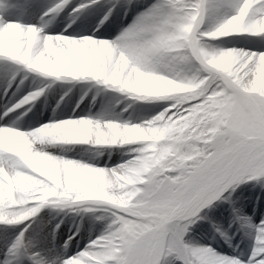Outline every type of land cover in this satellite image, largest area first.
Instances as JSON below:
<instances>
[{"label": "snow or ice", "instance_id": "snow-or-ice-1", "mask_svg": "<svg viewBox=\"0 0 264 264\" xmlns=\"http://www.w3.org/2000/svg\"><path fill=\"white\" fill-rule=\"evenodd\" d=\"M246 2L247 0H181L178 3L177 0H154V3L137 16L129 28L125 29L114 42L109 43L87 37L44 35V29L50 23L44 21V17L51 15L54 18V15L71 4V0H58L54 6L44 12L39 26L8 19V17L30 15L34 8V0H0V32H7L10 26H17L21 30L16 40L19 55L15 57L0 55V60L23 66L30 72L55 80L65 78L75 81L92 80L122 93L125 89L113 80L114 69L115 74H119L118 66L121 58L126 76L136 72L146 75L163 72L165 74L161 75L175 77V73L171 70L174 58L168 57L163 63H158L155 47L158 38L169 31L168 26L171 22L178 18L186 21L194 13H199L201 23L196 35L201 38L203 44H209L201 34L213 32L238 16ZM91 3L99 4L100 0H91ZM87 7L88 5H80L74 8L73 12H80ZM111 12L112 9H109L104 15L101 25L108 20ZM178 14L182 15L178 16ZM262 21H264V0H253L247 10L245 29L234 34L264 36V30L252 27ZM102 45H107L111 49L110 55L103 59L99 53ZM215 48L222 49L216 46ZM235 51L242 54L245 59L251 60L247 75L239 85L233 84L226 78L213 77L189 57L193 70L199 74V79L207 81L205 88L202 89L204 94L172 111L184 115L185 110H191L194 105L207 102L209 97H218V103L222 105V114L219 120L202 126L204 131L213 129L214 134L205 137L208 143L197 146L200 155L187 166L167 173L172 179L164 181L159 198L169 202L175 209V219L163 224L159 230L142 239L131 240L130 238L114 239L120 230V225L114 223L115 216H110L102 236L83 253L67 260L64 264H96L95 260L89 259L90 257L100 260L102 264H264V220H261L259 225H254L249 218L236 215L241 226L254 234L252 252L247 260L239 257L218 259L219 254L214 253L212 249L192 246L184 240L190 226L199 219V213L221 199L229 189L234 190L235 186L248 179L264 181V96L249 94L245 90L251 85L253 71L257 61L264 57V52ZM43 92L44 89H41L25 96L4 115L11 119L10 112L14 113L17 109L29 105L43 95ZM26 114L27 112L24 113ZM171 114L170 112L169 115ZM85 126L100 129L105 126L131 125L121 124L112 119L77 118L54 122L31 133L19 131L15 125L3 126L0 129H11L30 136L52 132L59 137L68 133L67 137L53 139L51 143L101 145L94 140L74 135L78 129ZM34 150L59 162L61 187L56 188L55 196L42 199L37 192L23 205L4 208L0 213V225H19L35 216L43 206L49 203L58 204L67 199L59 195L64 188L62 169L71 170L87 166L54 157L44 151L41 144H36ZM0 162L9 171L26 172L48 188L53 187L51 181L39 173H33L19 164L9 168L7 158ZM163 179L162 177L161 180ZM117 215L123 214L117 213ZM126 218L135 219L132 216ZM27 231V228L20 231L9 246L5 258L0 260V264H49L48 259L42 258L41 253L31 247L32 242L25 236ZM220 235L224 236V233ZM110 241L112 243H109ZM52 264L55 262L53 261Z\"/></svg>", "mask_w": 264, "mask_h": 264}, {"label": "bare ground", "instance_id": "bare-ground-1", "mask_svg": "<svg viewBox=\"0 0 264 264\" xmlns=\"http://www.w3.org/2000/svg\"><path fill=\"white\" fill-rule=\"evenodd\" d=\"M76 1V0H75ZM129 0H100L99 4H92L91 0H77V7L80 5H88L87 8L81 9L80 12H73L69 9V6L66 7L59 14L53 16L44 17V21H50L48 26L44 29V35H63L70 38H92L97 41H105L112 43L119 37L125 29L129 28L133 24L134 20L138 15L143 13L146 8L150 6V3L145 6L144 9L137 10L133 7V4L126 3ZM58 1L55 0H34L35 11L28 16H14L8 17V19H14L22 22L23 24H31L39 26L41 23V17L44 12L54 6ZM177 2H181L177 0ZM71 3H74V0H71ZM154 3V2H153ZM106 7V8H105ZM249 8V0H247L244 8L247 10ZM109 9H112L111 15L108 20L104 21L101 25L95 21L97 18H100L104 12H108ZM242 11V16L238 17L239 23L235 25L237 21L236 17L222 25L220 28L216 29L210 33H202L201 36L213 37L219 34L220 30L231 28L233 30L237 27L245 29L246 21V12ZM244 11V12H243ZM182 15V14H178ZM193 16V15H192ZM245 17V18H243ZM104 18V17H103ZM193 17H190L186 21L178 18L173 20L168 26L169 31L162 34L158 38L156 44V58L161 56H173L175 59L177 56L184 58L182 53H177L176 51L180 50V47L183 45L182 37L188 29L191 28V21ZM243 23V24H242ZM262 27H264V21L259 22ZM177 25H179L177 27ZM72 31V32H70ZM109 32V33H108ZM226 32V31H222ZM21 33V30L17 26H10L7 32H0V55L8 56H18L19 51L16 45L17 36ZM198 37V36H197ZM201 39L200 37H198ZM30 39V37H29ZM99 53L101 59L105 56H109L111 49L107 45H102L99 48ZM206 57L210 62H216L215 60L222 54V51L216 48H210L205 51ZM220 53V54H219ZM219 54V55H218ZM177 60H179L177 58ZM4 62V67L6 71H0L4 75L9 73L12 79L8 81L17 80L16 85L9 89V92L0 94V102L3 104L0 105V127L3 126H12L15 125L16 129L25 133H31L32 131L39 129L40 125H34V122L31 120H37V112H46L43 117H49L52 121L58 122L67 119H77V118H91V119H103L108 120L112 119L121 124H129L131 126H105L100 129H95L92 127L85 126L89 128L91 132V140L96 141L101 145L87 144L85 146L75 145V149H71L70 146H61L64 144L61 143H48L47 146L42 145L44 151L48 154L53 155L54 157L63 158L78 163L85 164L87 166L96 167L94 169H89L87 166H81L78 169H62L63 171V181L64 188L63 192L59 195H64L70 197L72 194L81 198H100L105 200L107 197L111 200H114L115 203L120 204L121 201L126 200L130 195L133 194V188H138L146 184L145 188H150L152 182L155 179L154 169H152V164L156 163L155 158H151L148 163L141 162L139 159L140 156L134 155L132 157L127 156L121 163H115V165H109L104 167H99L95 165L96 159L95 156L101 154L103 156L107 151L113 149L114 146H129L131 144L141 145L145 140L147 142L152 141L154 135L163 136L167 133L168 130L173 131H184L188 129L192 122H197V116L192 112L194 106L191 110H185L186 114L178 115L176 112L172 111L175 108H178L180 105L185 103L190 96H196L200 93L201 89H198L199 85L203 82L199 81L191 87H186L180 82L173 83V79H166L163 72L159 74H143L140 72L130 73L127 76L125 73V66L123 58L118 66L119 74L114 75L113 80L120 87L125 89L124 92H118L113 88L106 87L103 84H98L92 80H71V79H61L55 80L52 79V83L44 89L43 95L40 99H36L26 108L21 115L18 112H10L9 119L8 116H5L4 113L10 108H13L16 103H18L22 98L27 95H23L17 98L18 94L23 91L25 84L38 81L39 79H44L49 77L42 76L35 72H30L26 68L20 65H15L9 61L0 60ZM184 63L187 61L184 59ZM257 62L260 65L264 63V57H261ZM10 65L14 66V70H10ZM8 67V68H7ZM26 72V74H25ZM150 79L147 82V78ZM32 79H37L36 81H31ZM145 80L143 84L139 86L134 83L139 82V80ZM162 80L168 81L169 85L167 89H163L164 83ZM39 83V84H38ZM39 90L43 89L42 82H38ZM81 83V88H77L76 84ZM68 85V98L66 97L60 105L57 104L56 97L60 96L63 91V87ZM78 89V90H77ZM83 89V90H82ZM158 91H155L157 90ZM162 89V90H161ZM80 91L83 93L85 99L81 100L82 96H79ZM181 92V93H180ZM180 93V99L177 100L174 98V94ZM91 95V96H89ZM89 97V98H88ZM9 99V101H8ZM12 101V102H11ZM167 102V106L164 107L157 114L152 117L146 118L142 116V113L138 108L145 102ZM13 103V104H12ZM95 107V110H94ZM28 109H31L30 111ZM30 112L26 117H24L25 112ZM195 111V110H193ZM172 113L169 115V113ZM158 115V116H157ZM157 116V117H156ZM156 117V118H155ZM155 118V119H154ZM42 119V118H41ZM45 123L44 126L49 125ZM105 128L108 130L106 131ZM22 132L14 131L11 129H0V161H3L4 158H7L9 168H12L14 165L19 164L21 167L30 170L33 173L42 174L46 179L51 181L53 187L49 189H42L44 192L41 193V198L44 199L46 194L52 193L57 195L56 188L61 187V174H60V165L58 161H55L51 157H47L42 152L35 151V145L39 144V137L41 139L42 135H28ZM77 131L74 133L76 135ZM52 140L53 139H63L69 134L64 133L63 136H57L55 133H49ZM110 135L111 141L107 138V135ZM141 135L140 139H134L133 135ZM77 136V135H76ZM133 139V140H130ZM100 139L105 140V142L100 141ZM108 140V141H107ZM17 141L23 143L20 147L23 151L14 150L10 142ZM143 146V144L141 145ZM24 149L27 152H24ZM74 150V151H71ZM132 150V149H131ZM29 151V153H28ZM67 151H71L69 155L65 154ZM107 156V155H105ZM130 177V178H129ZM129 178V179H127ZM33 176L28 175L26 172L13 170L9 171L8 168L0 162V213L3 206L9 207L13 204L12 197L17 195V189L25 191H33ZM259 184L264 185V181L258 180ZM141 190L145 191L142 187ZM238 193V192H237ZM33 194V193H32ZM28 194V201L31 197ZM233 203V202H232ZM235 211V210H233ZM262 212V206H259L257 209V214ZM239 215L241 212H237ZM237 215V214H236ZM243 215V214H242ZM241 215V216H242ZM61 225V232L65 231L66 237L64 240V247H58L59 250L72 252L76 248L83 246V249L79 252H74L71 257L67 260L77 257L79 254L83 253L94 241L102 236L106 230L105 223L102 222L99 235L92 237L90 228L86 221L87 217H83L81 214L76 213L73 216H67L65 214H55L54 215ZM243 217H245L243 215ZM84 221H83V219ZM237 220V219H236ZM161 225L165 223H170V220L162 219L159 221ZM251 222L254 225H259L260 222L255 223L253 220ZM131 227L135 226L134 222H129ZM235 223H239L236 221ZM91 224V222H90ZM241 225V224H240ZM73 230L75 233L73 239L71 235L67 232ZM245 232L241 235H236L232 237L230 242L227 244L220 242L221 240L215 235L210 241L207 238V242H210L212 245H204L199 239L195 238L193 235H187L186 241L188 244L204 249H212L214 253L219 254L218 259H227L231 257H239L243 260H247L250 256L253 248V232L244 228ZM122 231L118 230L117 236L114 239L122 238ZM55 240L60 241V234H57ZM199 238L204 240V235H199ZM71 240H74L76 243L71 244ZM93 239H95L93 241ZM70 242V245L68 244ZM219 244H218V243ZM109 243H112L110 241ZM217 243V244H216ZM108 259V257H105ZM0 260H2L0 258Z\"/></svg>", "mask_w": 264, "mask_h": 264}, {"label": "rangeland", "instance_id": "rangeland-1", "mask_svg": "<svg viewBox=\"0 0 264 264\" xmlns=\"http://www.w3.org/2000/svg\"><path fill=\"white\" fill-rule=\"evenodd\" d=\"M76 2L77 0H74V3L70 4V10H73L77 6ZM153 2L154 0H129L126 3L133 4V7H135L137 10H141L144 9L149 3L151 5ZM252 3L253 0H249V7ZM247 10H245L246 15ZM33 11H35V9H33ZM105 14H107V11L104 12L100 18L96 19L95 24L96 22L99 23L102 21ZM240 16H242V11L236 17L235 21L237 22L235 25L239 23L238 17ZM191 17H193V20L191 21V28L188 29L183 35V45L180 47L179 51H176L177 53H182L184 58L182 59L181 56H177L172 61L173 68L171 70L175 73V77L171 75H165L166 79H173V83L180 82L186 87H191L194 82H203L198 87V89H201L200 93L196 96H190L191 98L185 101V103L198 99L201 95H203L204 93L202 89L205 88L207 83L206 80L199 79V74L193 70L189 57H191V60H194L203 70L208 71L213 77L217 79L226 78L233 84L239 85L243 82L245 76L247 75L248 65L251 63V60L245 59L242 54L236 52L235 50H244L257 53L264 52V36H252L247 33L234 34L244 30L243 27H237L233 30H231V28L220 30L219 34L213 37L202 36L206 38L207 43H209L203 44L201 39H199L196 35L201 23L199 13H194ZM252 27L256 28L257 30H264V27H262L260 24H255ZM215 46L222 48L219 49L222 51V54L218 56L217 59H215L218 61L209 63L205 51L210 48H215ZM168 57L173 56H168V54L161 56L159 54V57H157L156 60L158 63H163ZM177 58L179 60H177ZM184 59L187 61V63L183 62ZM259 64L260 63L257 62L253 71L251 85L245 90L249 94L264 96V63L258 66ZM4 69V62H0V71H6ZM8 69L11 72V70H14L15 67L10 65V68ZM9 79H12L9 73L4 75L0 72V94L9 92V89H11L13 86H17V80L8 81ZM150 79L155 78L148 77L147 82H149ZM36 80L37 79H32L31 81ZM38 82H42V86L44 87L43 89H46L52 83V79H39L36 81V83L31 82L25 84V88L23 91L21 90L17 98L23 95H29L35 91H39L40 87L37 85ZM144 82L145 80L140 79L139 82L134 84L140 87V85ZM162 83H164L165 87L163 89H167L166 87L169 85L168 81L162 80ZM76 86L77 88H81L82 85L81 83H78ZM62 89V94L56 97V99H58V105H60V103L66 97L68 98V85H65ZM155 91H158V89ZM81 92L82 91H80L79 96H82L81 100L83 101L85 97ZM180 93L174 94V98L179 100L181 96ZM40 98L41 96L37 98V100ZM2 104L3 102L1 101L0 105ZM167 104V102L165 103L160 101L145 102L138 108V110L142 113V116H146V118H148L157 114L164 107H166ZM27 107L28 106L25 105L21 109H17L16 112L21 115V113L24 112ZM194 108H198L193 109L195 111L192 110V112L195 113V116H197L198 121L192 122L191 126L182 132L168 130L163 136L158 137V135H154L152 141L147 142V140H145L144 143H141L143 146L138 145V143L134 144L133 142V144L129 146H114L113 149L107 151V153H105L103 156H101V154L95 156L94 159L97 160L95 165L99 167H107L109 165L114 166L115 163H121L127 156H140L139 159L141 162L145 163H148L151 158H155L156 163L152 164L155 179L152 182V186L150 188H145L146 184L140 186L145 191L141 190L140 187L133 188V194L126 198V200L121 201L120 204L115 203L114 200H111L107 197L104 198L105 200H101L100 198H81L74 196L73 194L70 197L60 195L66 197L67 199L61 201L58 204L49 203L43 206L40 211L28 221L13 226L0 225V258L2 260L5 258L7 250L12 241L24 228L28 229V231L25 233V236L29 241L32 242L31 247L34 250L39 251L42 258L48 259L49 264H52L53 261L55 264H64V262L67 261V258L71 257L74 252L81 251L83 246L76 248L72 252H67L68 250L64 252L57 248L59 244L60 246L58 247H64L63 245L66 237L65 231H60L62 229L61 225L54 216L57 213L65 214L69 217L78 213L84 218L87 217L86 221L90 228V232H93V238L99 235V231L97 230L101 229L102 222L105 223L108 221L110 216H115L116 219L114 223H118L120 225V230L122 231L123 235L122 238H130L131 240L142 239L144 236L159 230L162 226L159 221L162 219L170 220V222L175 219V209L169 202L163 198H159V193L162 190L164 181L172 179L167 176V173L177 171L178 169L187 166L192 160L196 159L200 155L197 146L208 143L209 141L205 139V137H210L214 134L213 129L204 131L202 126L206 125L207 123L219 120L222 114V105L218 103V97H209L207 102L200 105H194ZM28 113L30 112L28 111L27 115ZM36 114L37 120H31V122H34V125L44 126V124H47V122L52 123L49 117H43L46 112H37ZM105 130L108 131L106 128ZM91 132L92 131L89 128L83 127L77 130L76 135L78 137H85L88 140H91ZM49 133L51 132L44 133L41 139L39 137L40 142L38 141V143L47 146V144L52 141ZM140 136L141 135L137 134L131 137L134 139H140ZM107 138L109 141L112 140L109 134L107 135ZM101 140L102 139H100V141ZM130 140L133 139L130 138ZM102 142H105V140H102ZM10 145L16 151H23L20 147L23 145V143L11 141ZM76 145L81 147L87 144ZM61 146H70L71 149L76 148L74 144H64ZM71 151H67L65 154L69 155ZM24 152L27 151L24 149ZM40 175L43 176L42 174ZM162 177L164 178L163 180H161ZM33 180L35 181L33 183L34 190L23 192L22 190L17 189V193L19 194L13 195V204L9 205V207L14 205H23L28 202L26 198L36 194L37 192H39L41 195V193L44 192L42 189H49L47 185H43L41 181H37L34 177ZM257 181L258 180L248 179L244 183L235 186L234 190L229 189L222 195L221 199L215 201L209 208L203 209L199 213V219H197L196 222L190 226L187 235H193L204 245L210 246L212 244L207 242V238H209L211 241L215 235L217 236L218 233V237L221 240L220 242L227 244L230 242L232 237L234 238V236H239L245 232L244 227L240 225V222L235 223L237 221V212H241L240 215L243 214L246 218L253 220L255 223L264 220V185L259 184ZM28 194L30 196H28ZM51 196L55 195L52 193H47L44 199ZM259 206H262V212L257 214V209ZM4 208L6 207L3 206L2 211ZM117 213H121L123 215H117ZM128 216L135 217V219L128 220L126 218ZM129 222H134L136 225L131 227ZM67 233L71 235L69 237L73 239L76 232L71 230ZM220 233H224V236H221ZM57 234H60L62 237L60 238L59 242H57L58 240H55L54 238ZM199 235H204V240H202V238L200 239ZM186 236L184 237V240L187 243ZM71 239V244L75 245L76 242ZM94 240L95 239H93V241ZM70 242H68L69 245ZM89 259L95 260L96 264H102L100 260H96L94 257H90Z\"/></svg>", "mask_w": 264, "mask_h": 264}]
</instances>
